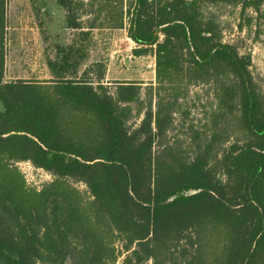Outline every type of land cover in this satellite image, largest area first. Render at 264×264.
<instances>
[{
  "label": "trees",
  "instance_id": "trees-1",
  "mask_svg": "<svg viewBox=\"0 0 264 264\" xmlns=\"http://www.w3.org/2000/svg\"><path fill=\"white\" fill-rule=\"evenodd\" d=\"M53 1V79L8 81L0 0V264H264V93L219 11L264 0H121L108 27L128 17L133 54L156 56L145 93L83 67L97 19ZM195 85L213 100L185 146L168 136ZM19 161L52 180L29 186Z\"/></svg>",
  "mask_w": 264,
  "mask_h": 264
},
{
  "label": "rangeland",
  "instance_id": "rangeland-1",
  "mask_svg": "<svg viewBox=\"0 0 264 264\" xmlns=\"http://www.w3.org/2000/svg\"><path fill=\"white\" fill-rule=\"evenodd\" d=\"M83 1L87 12L82 14L81 21L88 24L97 19V25L100 26L91 30L86 64L83 67L95 60L102 62L106 67V83L112 88L119 83H132L141 85L145 93L149 85L156 86V56L154 53L144 56L133 54L136 43L128 35L129 18H125L123 28H110L107 25L112 22L109 10L119 8L121 0ZM131 1L133 0H124V3ZM7 7L6 80L53 79L48 59L54 58L56 51L51 36L47 33V26L54 23V1L8 0ZM101 7L104 10L100 12ZM219 11L227 25L225 38L238 40L242 50L251 54V70L264 93V14L251 10L241 14L240 7L231 6ZM77 33L76 30L66 29L65 40L71 43L72 39L78 37ZM212 100L209 85L191 86L183 107L186 112L176 114V122L168 138L180 140L188 146L189 124L201 125ZM16 165L31 187L39 189L53 178L49 172L35 167L29 161H19ZM77 185L87 193V187L83 183ZM117 264H123V257Z\"/></svg>",
  "mask_w": 264,
  "mask_h": 264
},
{
  "label": "built area",
  "instance_id": "built-area-1",
  "mask_svg": "<svg viewBox=\"0 0 264 264\" xmlns=\"http://www.w3.org/2000/svg\"><path fill=\"white\" fill-rule=\"evenodd\" d=\"M30 162V161H29ZM31 163V162H30Z\"/></svg>",
  "mask_w": 264,
  "mask_h": 264
}]
</instances>
